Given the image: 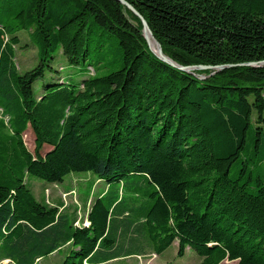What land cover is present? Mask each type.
Segmentation results:
<instances>
[{
    "label": "trees",
    "instance_id": "16d2710c",
    "mask_svg": "<svg viewBox=\"0 0 264 264\" xmlns=\"http://www.w3.org/2000/svg\"><path fill=\"white\" fill-rule=\"evenodd\" d=\"M125 1L176 63L232 66L162 62L117 0H0V264L54 252L61 264H100L175 240L200 264H264V67L243 65L264 60V0ZM21 30L38 58L23 74ZM60 50L69 65L90 60L88 76L44 81ZM72 172L105 188L80 197V224L26 182Z\"/></svg>",
    "mask_w": 264,
    "mask_h": 264
},
{
    "label": "rangeland",
    "instance_id": "374dc122",
    "mask_svg": "<svg viewBox=\"0 0 264 264\" xmlns=\"http://www.w3.org/2000/svg\"><path fill=\"white\" fill-rule=\"evenodd\" d=\"M16 36L19 38V44L15 46V58L14 63L17 70L23 74L30 70L38 63L37 49L32 43L29 37V31L21 30L16 32ZM90 63L86 61L84 65L76 66L69 65L62 51H58L54 54L51 60L52 71L46 70L44 81H50L54 75L62 76L70 79L72 82H80L83 78L88 76L87 65ZM88 70L91 74L94 70L89 66ZM53 80V79H52ZM43 80L38 79L34 82V92L39 94L41 92V85ZM23 140L26 147L33 152L34 150V134L30 127L23 134ZM48 146H44L41 150L44 153L48 150ZM94 177L87 172H72L66 175L63 182L58 184H49L46 181L28 175L26 182L32 189L35 197L41 201L44 197L50 204H55L60 200L64 206L69 210H75L77 214V220L80 223L85 222L86 211L83 209V205L80 202V197L90 193V197L94 198L102 189L103 183H97L91 188V184L86 190V184L90 181H94ZM89 205V204H88ZM77 209V210H76ZM178 241L175 240L166 250L160 254L148 251L147 254L140 257L134 255L129 257H123L114 259L110 262H104L101 264H200L202 257L194 252L189 247H186L183 255H178ZM62 252H54L48 256H45L38 260L36 264H61L63 259ZM5 262V261H4ZM7 262V261H6ZM219 264H237L236 260H223Z\"/></svg>",
    "mask_w": 264,
    "mask_h": 264
},
{
    "label": "water",
    "instance_id": "95a60500",
    "mask_svg": "<svg viewBox=\"0 0 264 264\" xmlns=\"http://www.w3.org/2000/svg\"><path fill=\"white\" fill-rule=\"evenodd\" d=\"M119 1L121 4H123L125 7H127L140 21L142 24V35L149 47V49L151 50V52L158 58L160 59L162 62L177 68L180 71L183 72H192L194 70H204V69H211L213 70V72L222 70L226 67H230L232 65H218V66H203V65H194V66H183L180 65L178 63H176L175 61H173L170 57H168L166 54H164L162 47L160 45V43L156 40V38L154 37L152 31L149 28V25L147 23V21L145 20V18L128 2H126L125 0H117ZM154 42V46L152 45V41ZM246 66H260V67H264V60L261 62H251V63H246L243 64Z\"/></svg>",
    "mask_w": 264,
    "mask_h": 264
},
{
    "label": "crops",
    "instance_id": "0c3cea01",
    "mask_svg": "<svg viewBox=\"0 0 264 264\" xmlns=\"http://www.w3.org/2000/svg\"><path fill=\"white\" fill-rule=\"evenodd\" d=\"M97 183H101L99 180H94L93 181V185L95 186V184H97ZM105 191V188H102L101 190H100V192L98 193V195H101L103 192ZM57 202H61L60 200H58ZM148 253V251H146V252H144V254H147ZM134 255H136V256H138V254H131V255H125V256H120V257H116V258H113V259H111V260H109V261H107V262H110V261H112V260H114V259H119V258H123V257H129V256H134ZM106 262V263H107ZM87 264V263H86ZM101 264V263H100Z\"/></svg>",
    "mask_w": 264,
    "mask_h": 264
},
{
    "label": "bare ground",
    "instance_id": "6f19581e",
    "mask_svg": "<svg viewBox=\"0 0 264 264\" xmlns=\"http://www.w3.org/2000/svg\"><path fill=\"white\" fill-rule=\"evenodd\" d=\"M151 42H152V45L154 46V42H153V40H152Z\"/></svg>",
    "mask_w": 264,
    "mask_h": 264
}]
</instances>
